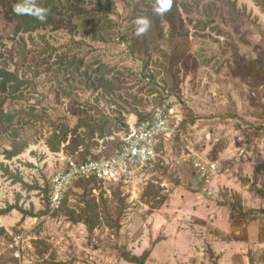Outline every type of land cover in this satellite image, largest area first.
<instances>
[{
	"label": "rangeland",
	"instance_id": "374dc122",
	"mask_svg": "<svg viewBox=\"0 0 264 264\" xmlns=\"http://www.w3.org/2000/svg\"><path fill=\"white\" fill-rule=\"evenodd\" d=\"M233 1L236 15L226 6L215 8L212 0L177 1L176 43L186 44L189 52L171 72L158 55L145 71L122 38L98 43L78 21L16 36L0 7V67L17 70L34 85L24 89L25 100L16 109L32 105L55 122L65 119L61 132L66 125L68 135L81 117L121 115L126 125L132 116L150 117L161 99L159 89L170 91L179 111L174 132L160 141L154 163L130 169L118 183L75 182L55 212L48 209L47 196L52 177L64 167L53 162L48 168L61 154L46 145L55 129L49 123L20 128L17 142L30 146L9 159L14 132L1 128L0 207L7 210L12 203L19 211L13 207L0 214V227L6 229H0V264H133L122 256L125 251L139 258L149 254L145 264H264V11L254 0ZM100 2L112 30L120 34L137 26L136 9L159 8L157 0ZM158 13L166 41L171 25ZM22 39L25 61L18 57ZM47 44L55 54L116 67L114 77H120L122 87L107 96L74 84L70 92L75 98L66 96V84L59 87L51 70L54 58ZM154 80L155 92L150 87ZM10 103L6 110L13 107ZM76 131L87 133L85 128ZM125 132L115 129V140L96 135L91 143L97 145L87 158L112 155ZM75 157L87 159L81 152ZM44 160L45 170L39 168ZM211 162L217 163L216 171L202 178L197 166ZM25 186L41 191L28 199ZM84 211L92 230L81 220ZM21 213L30 216L27 224L16 222ZM15 238L21 239L18 254Z\"/></svg>",
	"mask_w": 264,
	"mask_h": 264
},
{
	"label": "trees",
	"instance_id": "16d2710c",
	"mask_svg": "<svg viewBox=\"0 0 264 264\" xmlns=\"http://www.w3.org/2000/svg\"><path fill=\"white\" fill-rule=\"evenodd\" d=\"M177 1L179 0H172L170 9L161 11L171 25V37L166 41L164 40L160 13L151 7L147 11L136 9L138 13L136 18L144 17L150 22L148 31L140 36L136 35L137 26L130 28L129 34H120L112 30L106 17L102 14L100 0H0V7L6 9L5 18H8L14 24V34L16 36L18 34H33L50 28L51 30H59V28H62V24L58 22L69 21L71 23L78 21L80 23L79 26L86 30L88 35L92 36L93 41L98 43H113L116 41L115 38L117 36L120 39L122 38V41L129 45L128 49L132 57L142 60L145 71H148V68L154 63L152 59L153 55H158L163 56L164 60H167V70L171 72L174 71L177 63L182 61L189 52V47L186 44L179 43L177 45L176 43L179 18L176 6ZM212 2L215 8L220 9V5L226 6L231 10L233 15H236V3L233 0H212ZM254 2L264 11V0H254ZM157 5L160 8V0H157ZM175 6L176 8H174ZM40 17H43V19ZM45 46L51 52L49 58H54L51 70H53V67L55 68L54 73L58 86L63 88L66 84L67 91L64 93L66 96H73L70 89L74 84L91 88L93 92L103 90L107 96H112L113 93L119 91L122 87L123 81L120 77H114L116 67L102 63L101 61L85 63L84 58H79L77 55L67 53L55 54L56 49L48 44ZM25 56V41L22 39L18 57L20 60L25 61ZM121 75L124 77L123 74ZM29 86H34L32 81L21 77L17 70L10 71L5 66L0 67V136L5 134L1 132V128H4L6 131L14 132L13 139L16 141L12 143V150L6 153L9 159L21 155L30 146L28 145V141H20L18 143L21 134L19 129L28 125L35 127L38 124L45 125L49 123L56 133L55 135L54 133L51 134L46 139V145L50 151L52 153H63L66 156H75V154L81 152L84 158L92 156L91 151L97 144L91 143V141L96 138V135L99 136V139L104 140L112 137L115 129L117 131L128 129V125H126L125 119L121 115L116 119L109 115H104L100 119H89V116L78 119L79 123L76 130L85 128L87 130L86 134H78L76 130H72V134L68 135L70 131L66 125L61 132V126L64 125L65 119L55 122L44 110L40 111L32 105L28 107L20 105L17 109L14 107L19 100H25L23 91ZM150 87H158L155 80L151 83ZM156 88L153 89V92L156 91ZM135 101L137 105L138 101ZM9 102H11L10 105L13 107L6 110L5 105ZM77 103L79 105L78 100ZM133 112L128 111L129 114ZM138 116L140 120H144L142 115L138 114ZM118 124L119 129L117 127ZM117 147H121V142H119ZM79 181L89 182L90 180ZM10 209L11 207L7 210H0V214H5ZM261 212L264 213V210ZM82 216L81 220L85 222L84 224L88 226L89 230H92L93 228L90 225L91 220H87L89 216L87 211H84ZM147 255L149 254L146 253L142 258H139L125 251L122 256L130 263L145 264Z\"/></svg>",
	"mask_w": 264,
	"mask_h": 264
},
{
	"label": "built area",
	"instance_id": "2783aa9c",
	"mask_svg": "<svg viewBox=\"0 0 264 264\" xmlns=\"http://www.w3.org/2000/svg\"><path fill=\"white\" fill-rule=\"evenodd\" d=\"M159 92L161 100L152 115L144 120L132 116L127 124L128 129L119 136L121 147L109 157L79 160L75 156L60 154L64 167L52 177L47 197L51 212L61 208L69 188L79 180L118 183L130 169L149 166L157 160L160 141L171 137L174 123L179 117L177 101L171 93L162 89ZM214 163L198 165L199 175L208 178L211 172L216 171L217 163ZM20 240L15 238L12 245L16 254L19 253Z\"/></svg>",
	"mask_w": 264,
	"mask_h": 264
},
{
	"label": "crops",
	"instance_id": "0c3cea01",
	"mask_svg": "<svg viewBox=\"0 0 264 264\" xmlns=\"http://www.w3.org/2000/svg\"><path fill=\"white\" fill-rule=\"evenodd\" d=\"M46 147V146H45ZM48 148V147H47ZM47 150V149H46ZM45 152V151H44ZM43 154H46L47 155V153L45 152V153H43ZM57 156V155H56ZM45 162H46V160H44L43 161V165H42V168L41 167H39L40 169H44L45 170V165H47V164H45ZM54 162V163H53ZM52 163H53V165L55 166V165H59V164H63V162H62V159H61V157H58V158H56L55 159V161H51L50 160V163H48V168L50 167V164L52 165ZM34 166V165H33ZM61 167V166H60ZM50 170V169H49ZM51 171V170H50ZM46 178H47V176H46ZM36 179L39 181V177L36 175ZM50 179H51V177H50ZM24 182H28V180H26V179H24ZM40 182H43V180H40ZM78 182V181H77ZM97 182V181H96ZM20 182L18 181V184H19ZM21 185V184H20ZM51 188V187H50ZM27 189V190H26ZM36 189H38L39 191H41L39 188H31L30 186H25L24 187V191L21 189V192L23 191V192H26L27 193V195H26V198H30L32 195H37V193H38V190H36ZM40 193V192H39ZM23 195H24V193H23ZM17 198H18V200H20L21 198H22V196L20 195V192L19 193H17ZM30 196V197H29ZM34 197V196H33ZM48 197V196H47ZM15 202V201H14ZM47 203H48V201H47ZM17 204V203H16ZM15 204H12V203H10V207H11V209L13 208V207H16V206H14ZM35 206V205H34ZM48 207V206H47ZM4 208H6V207H4ZM37 211L36 212H38L39 211V209L38 208H36V207H34ZM14 210H17V207L16 208H13ZM12 209V210H13ZM25 209V208H24ZM31 209V208H30ZM30 209H28V210H30ZM0 210H6V209H3L2 207H0ZM11 210V211H12ZM28 210H26L25 209V212H27ZM17 211H19V210H17ZM9 215V214H8ZM21 218L19 219V218H16V222L17 221H19L18 222V224L19 223H22V225H23V223L24 224H27L28 223V219H30L31 220V218H30V216L29 215H27L26 217L23 215V213H21ZM24 217H25V219H24ZM1 219V218H0ZM24 220V221H23ZM23 221V222H22ZM24 227V226H23ZM0 229H4V230H6L5 229V227H0Z\"/></svg>",
	"mask_w": 264,
	"mask_h": 264
},
{
	"label": "clouds",
	"instance_id": "9594fccd",
	"mask_svg": "<svg viewBox=\"0 0 264 264\" xmlns=\"http://www.w3.org/2000/svg\"><path fill=\"white\" fill-rule=\"evenodd\" d=\"M171 3L172 0H160V8L156 9V11L157 12L167 11L168 9H170ZM40 18L43 19V17ZM136 24H137L136 35L138 36L145 34L150 27L149 20L144 17L138 18Z\"/></svg>",
	"mask_w": 264,
	"mask_h": 264
}]
</instances>
